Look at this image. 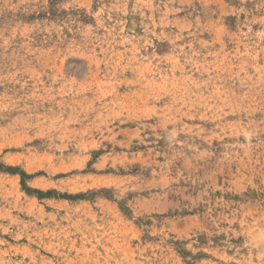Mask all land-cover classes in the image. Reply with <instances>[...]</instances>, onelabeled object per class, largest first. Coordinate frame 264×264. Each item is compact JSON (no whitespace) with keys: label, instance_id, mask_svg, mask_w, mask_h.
<instances>
[{"label":"rangeland","instance_id":"374dc122","mask_svg":"<svg viewBox=\"0 0 264 264\" xmlns=\"http://www.w3.org/2000/svg\"><path fill=\"white\" fill-rule=\"evenodd\" d=\"M0 264H264V0H0Z\"/></svg>","mask_w":264,"mask_h":264}]
</instances>
